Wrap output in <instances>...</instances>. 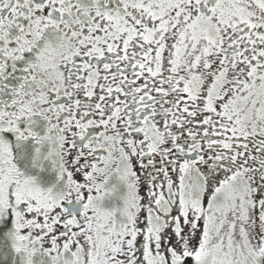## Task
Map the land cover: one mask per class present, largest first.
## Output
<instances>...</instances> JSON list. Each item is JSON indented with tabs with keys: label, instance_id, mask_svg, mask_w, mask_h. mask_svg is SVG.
Masks as SVG:
<instances>
[{
	"label": "snow or ice",
	"instance_id": "6c2138e0",
	"mask_svg": "<svg viewBox=\"0 0 264 264\" xmlns=\"http://www.w3.org/2000/svg\"><path fill=\"white\" fill-rule=\"evenodd\" d=\"M0 264H264V0H0Z\"/></svg>",
	"mask_w": 264,
	"mask_h": 264
}]
</instances>
